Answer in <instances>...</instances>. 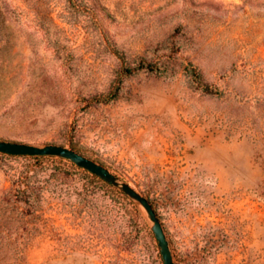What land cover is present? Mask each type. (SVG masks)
<instances>
[{"label": "rangeland", "instance_id": "374dc122", "mask_svg": "<svg viewBox=\"0 0 264 264\" xmlns=\"http://www.w3.org/2000/svg\"><path fill=\"white\" fill-rule=\"evenodd\" d=\"M0 140L107 167L177 264H264V0H0ZM60 158L0 153V264H164L140 203Z\"/></svg>", "mask_w": 264, "mask_h": 264}, {"label": "water", "instance_id": "95a60500", "mask_svg": "<svg viewBox=\"0 0 264 264\" xmlns=\"http://www.w3.org/2000/svg\"><path fill=\"white\" fill-rule=\"evenodd\" d=\"M0 153L17 156L61 157L103 178L113 186L118 187L123 193L139 202L145 209L148 218L152 222V229L159 243L164 264H177L164 225L151 201L129 183L122 181L104 165L70 147L59 144L35 145L24 142L0 140Z\"/></svg>", "mask_w": 264, "mask_h": 264}, {"label": "trees", "instance_id": "16d2710c", "mask_svg": "<svg viewBox=\"0 0 264 264\" xmlns=\"http://www.w3.org/2000/svg\"><path fill=\"white\" fill-rule=\"evenodd\" d=\"M117 54H119V53H117ZM124 70H125V72H123L124 74H131L133 72V69H131L130 67H126V69H124ZM2 154L7 155L8 157H11V158H22V159H26V160H35V161H39V160H43V159H49V158H55V156H28V155L17 156V155H9V154H4V153H2ZM60 159L63 160V158H60ZM70 163L74 168L82 170L84 173L92 176L96 180H99V181H102L106 184H109L103 178L91 173L90 171H88L82 167L75 165L72 162H70ZM35 166H38V165H35ZM32 168L33 167H31L29 169H32ZM40 174L41 173H19L18 174V179L16 181H14V187H13V192H12L13 193V201L15 203L24 202V203L29 204L32 201V199H35L36 197H38V194L40 193V189H39V181H40L39 175ZM119 192L121 194H124L121 191H119Z\"/></svg>", "mask_w": 264, "mask_h": 264}]
</instances>
